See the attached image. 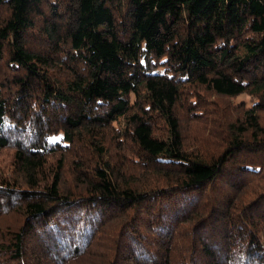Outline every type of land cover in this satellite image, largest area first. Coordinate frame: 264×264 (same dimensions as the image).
Masks as SVG:
<instances>
[{"label":"trees","instance_id":"trees-1","mask_svg":"<svg viewBox=\"0 0 264 264\" xmlns=\"http://www.w3.org/2000/svg\"><path fill=\"white\" fill-rule=\"evenodd\" d=\"M9 147L0 264H264V0H0Z\"/></svg>","mask_w":264,"mask_h":264},{"label":"rangeland","instance_id":"rangeland-1","mask_svg":"<svg viewBox=\"0 0 264 264\" xmlns=\"http://www.w3.org/2000/svg\"><path fill=\"white\" fill-rule=\"evenodd\" d=\"M2 70L5 71V66L2 65ZM58 71H59V67H58ZM209 95H212V94H209ZM208 95V96H209ZM213 96V95H212ZM229 98V97H228ZM236 99H240V100H244V101H249V97L247 95H242L240 96L239 98H230L228 99V102L229 104L226 105L225 102H227V100H225V98H222V97H216V100L221 102L218 103L217 101V104L220 105V109L224 108V113H223V109L220 110L218 108V105L215 103V104H212L211 101L208 102V104H206V110H207V115L206 117L209 119L210 118V115L213 117L214 115H228L225 111H227L228 113L231 112V110H229V107H231L233 105V101H235ZM222 107V108H221ZM189 127V126H188ZM190 130L191 132L192 131H197L195 130L194 128H197V126L195 125V123H191L190 124ZM185 132H187V130L185 129ZM191 132L189 131V134H191ZM199 133H204V131L200 132ZM14 152V149L12 147H9V148H5L3 151H2V154H1V157H0V166L2 167V171H5L6 173L7 172H10L11 173V169H10V166H9V163L11 161V157H10V154H12Z\"/></svg>","mask_w":264,"mask_h":264}]
</instances>
